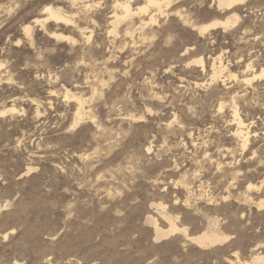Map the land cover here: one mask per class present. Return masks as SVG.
Listing matches in <instances>:
<instances>
[{
    "label": "rangeland",
    "instance_id": "1",
    "mask_svg": "<svg viewBox=\"0 0 264 264\" xmlns=\"http://www.w3.org/2000/svg\"><path fill=\"white\" fill-rule=\"evenodd\" d=\"M114 1L0 0V264H264L252 261L264 256V78L241 80L264 67V0H171L113 34ZM47 5L73 22H35ZM233 14L226 29L194 28ZM72 95L85 102L76 124ZM160 212L187 235L155 240L145 219L167 229ZM212 220L226 240L189 239Z\"/></svg>",
    "mask_w": 264,
    "mask_h": 264
},
{
    "label": "bare ground",
    "instance_id": "2",
    "mask_svg": "<svg viewBox=\"0 0 264 264\" xmlns=\"http://www.w3.org/2000/svg\"><path fill=\"white\" fill-rule=\"evenodd\" d=\"M71 1L75 2V0H71ZM244 1L245 0H216L215 1V3H216L215 5H216L218 10H222L223 11V10L232 9L236 5H238L240 3H243ZM170 3H171V0H146L145 5L139 6L136 9V11L134 12V10L131 7L130 0H125V1L115 0L114 3H113L112 15L110 17L111 18V20H110L111 29H110L109 32L113 33V34H116L118 32L119 25L121 23H123L126 19H131V17L134 14H136V13L137 14H145V15L148 14L149 15V18H148L147 21H144L143 18L141 19L142 25L143 24L146 25V24H148V22H155L156 21V15H155V13L151 14L150 8L153 7L155 9V11L163 13V7L167 8L170 5ZM91 6L92 5L90 3H88V2H85L83 4V8L86 11H88L91 8ZM45 9H47V11H45ZM177 13H178V11H177ZM43 14H44L43 17L36 18V20H35V22L39 23L42 26L47 21H56L58 23H63V24L68 25V24H71L73 22V18H74V15H73L74 13L73 14H68V13L63 12L60 8H53L52 6H49V5L44 6ZM238 20H239V16L237 14H233V18H227L225 20H216V21H212L210 23L200 24L198 26H194V28L197 29L199 34H204L205 32H207V31H209L211 29H216V28L226 29V28H228V27H230L232 25H235ZM127 24H126V33L129 34L130 30H131V28L133 26V21H130V23H129L130 27ZM81 28H80V33L84 34L85 33L84 32L85 28L84 29H81ZM23 30H24L26 35H30L31 34L30 33V30H31L30 25H25ZM77 31H79V29ZM52 36L61 37V38H65L66 40L75 41L74 38H72L70 36H64V35H61V34L51 33V37ZM89 38H90V34H89V36H87V39H89ZM192 62L200 64V66L203 68V60L201 58L194 59V60H192ZM251 69H252L251 63L246 64L245 65V71L243 72V74L241 76V80L245 84H248V85L252 84L256 80L264 78V67H261L259 70H251ZM225 71H226V66L222 63L220 56H218L216 58L214 57L213 63L211 65V80L213 81V80H217V79L221 78L222 74ZM233 73H230V71H228L229 76L234 77V78L238 77L237 75H235ZM65 97L68 98L70 96L66 93ZM72 97L75 98L76 101L78 102V108L76 110L75 121H74V124H76L80 120H82L83 117H84L83 115L85 114L84 113V111H85L84 109L85 108H84L83 104L85 102L83 100H81L82 98H78L75 95H72ZM16 111H17V109L12 106V107H9L7 109L2 110L1 114H5L6 112L13 113V112H16ZM232 116H233L232 120H234V122L236 124V128L233 131V135L235 137H237V139L241 143V147L243 149H245L247 147L248 143H249V138L251 137V132L249 130V126H248V124L245 123L244 119L239 115V113L237 112L236 107H234ZM187 185L188 184L185 182L184 186L187 187ZM253 187H255V186L253 184L249 183L248 186H247V189H253ZM260 205H261V203H260ZM160 206L161 205L159 204V207ZM160 214H162V216L168 221V225L169 226H168L167 229H163V228L159 227L158 224H157V219H155V217L153 218V216H147L146 219H145L146 220L145 222L146 223L148 222L149 224H151V226L153 228V232H154L153 234H154V239L155 240H159L161 238H164V237L168 236L169 234H172V233H175V232H178V231H181L185 235H187L186 234V230L184 228H182V229L179 228L175 224V221H174V219L172 217L167 216L163 212H160ZM188 237H189L190 240L194 241L198 246L203 247V248L215 245V244L220 243V242H222V241L227 239L226 235L220 233L217 230V221H215V220L211 221V229H209L208 231H204V232L198 233V234L193 235V236H188ZM252 261L262 263V262H264V256L256 254L255 256H253ZM233 264H237V263H235V261H234ZM239 264H249V262L248 261H242V262H239Z\"/></svg>",
    "mask_w": 264,
    "mask_h": 264
},
{
    "label": "snow or ice",
    "instance_id": "3",
    "mask_svg": "<svg viewBox=\"0 0 264 264\" xmlns=\"http://www.w3.org/2000/svg\"><path fill=\"white\" fill-rule=\"evenodd\" d=\"M45 11H47V9H45Z\"/></svg>",
    "mask_w": 264,
    "mask_h": 264
}]
</instances>
